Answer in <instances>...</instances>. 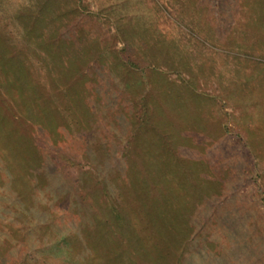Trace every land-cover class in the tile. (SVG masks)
Segmentation results:
<instances>
[{"label":"rangeland","instance_id":"1","mask_svg":"<svg viewBox=\"0 0 264 264\" xmlns=\"http://www.w3.org/2000/svg\"><path fill=\"white\" fill-rule=\"evenodd\" d=\"M0 264H264V0H0Z\"/></svg>","mask_w":264,"mask_h":264}]
</instances>
